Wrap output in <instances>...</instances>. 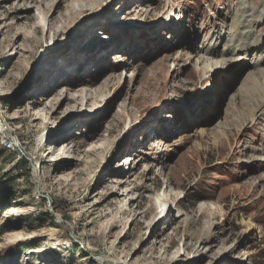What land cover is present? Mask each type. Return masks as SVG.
I'll list each match as a JSON object with an SVG mask.
<instances>
[{
	"label": "rangeland",
	"instance_id": "obj_1",
	"mask_svg": "<svg viewBox=\"0 0 264 264\" xmlns=\"http://www.w3.org/2000/svg\"><path fill=\"white\" fill-rule=\"evenodd\" d=\"M245 19L264 42V0H0V264H264Z\"/></svg>",
	"mask_w": 264,
	"mask_h": 264
},
{
	"label": "bare ground",
	"instance_id": "obj_2",
	"mask_svg": "<svg viewBox=\"0 0 264 264\" xmlns=\"http://www.w3.org/2000/svg\"><path fill=\"white\" fill-rule=\"evenodd\" d=\"M81 1V0H80ZM78 2V1H77ZM132 2V1H131ZM80 3V2H79ZM78 4V3H77ZM91 5H79L78 8L79 9H89ZM246 11H244L243 13H245ZM180 21L182 20L181 16H180ZM178 19V21H179ZM176 21V19H175ZM241 25V24H240ZM242 26L245 28V32L248 33V40L245 42L244 46L241 48L242 50H244L242 53L244 54V57H247L248 54L254 50V52L258 53V55H260V57L262 56L264 58V42L260 43L259 41H253V39L258 36L259 34L256 33V30L253 28V25L250 24L249 20L245 19V21L242 23ZM168 28L170 29V31H172L173 33H179L180 31H182L181 29V25H177L176 23H174V25L172 26H168ZM179 31V32H178ZM185 31V30H184ZM182 33V32H181ZM262 37V41L264 40V35L261 36ZM237 52V50H232V53L233 55H235L234 53ZM218 53V49L216 48L213 52V54H216ZM201 61H202V57H201ZM203 61H205V64H206V67H205V70L207 71H212L214 70L213 67L215 64V66H217L218 64L216 63H209L210 62V58H203ZM233 62V61H232ZM264 64V63H263ZM260 67V66H259ZM262 67V66H261ZM260 74L264 76V69H261L260 68ZM260 82H262L259 78H257L253 73L248 75V77L246 78V81H245V87L242 91V96L243 98H249L250 96H252L253 94L255 95V92L259 93L257 95V99H255V101L257 100V103H259L258 105V108H262L263 107V110H264V83L263 84H260ZM256 97V96H255ZM247 98V99H248ZM252 99V98H250ZM236 112H238L237 109H235ZM36 116L33 117V120H36ZM3 125V118L2 116L0 115V134L4 135H9V130L7 129H2L1 126ZM63 139H66L68 138V135L65 134L64 136H62ZM8 138V137H7ZM10 145V144H9ZM40 148V146L38 147ZM56 149H51V151H48L46 154H49L50 152L54 151ZM66 150V148H65ZM67 153H71L70 152V149H67L66 150ZM65 153V152H64ZM64 157V156H63ZM106 180V179H105ZM161 208L163 209L162 212H161V215L157 218L159 219L158 221L164 219L165 217H167L168 215H166V210H164L163 208V203H162V199H161ZM158 215V214H157ZM156 250V249H155Z\"/></svg>",
	"mask_w": 264,
	"mask_h": 264
},
{
	"label": "trees",
	"instance_id": "obj_3",
	"mask_svg": "<svg viewBox=\"0 0 264 264\" xmlns=\"http://www.w3.org/2000/svg\"><path fill=\"white\" fill-rule=\"evenodd\" d=\"M11 157H13L12 154H11V156H10L9 158H11ZM21 161H22V159H20V160H16L17 165L21 166V163H22ZM0 205H2V206H0V210H1V209H5L6 204L4 205L3 202H2ZM3 205H4V206H3Z\"/></svg>",
	"mask_w": 264,
	"mask_h": 264
},
{
	"label": "water",
	"instance_id": "obj_4",
	"mask_svg": "<svg viewBox=\"0 0 264 264\" xmlns=\"http://www.w3.org/2000/svg\"><path fill=\"white\" fill-rule=\"evenodd\" d=\"M218 123H220V122H218Z\"/></svg>",
	"mask_w": 264,
	"mask_h": 264
}]
</instances>
